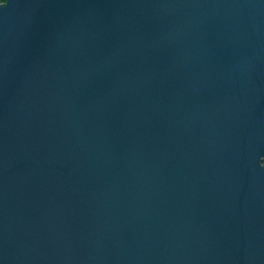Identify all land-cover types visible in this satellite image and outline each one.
I'll use <instances>...</instances> for the list:
<instances>
[{"label": "water", "instance_id": "1", "mask_svg": "<svg viewBox=\"0 0 264 264\" xmlns=\"http://www.w3.org/2000/svg\"><path fill=\"white\" fill-rule=\"evenodd\" d=\"M0 264H264V0L1 2Z\"/></svg>", "mask_w": 264, "mask_h": 264}, {"label": "trees", "instance_id": "2", "mask_svg": "<svg viewBox=\"0 0 264 264\" xmlns=\"http://www.w3.org/2000/svg\"><path fill=\"white\" fill-rule=\"evenodd\" d=\"M4 0H0V3L3 2Z\"/></svg>", "mask_w": 264, "mask_h": 264}]
</instances>
